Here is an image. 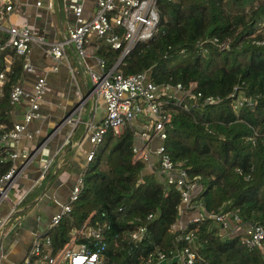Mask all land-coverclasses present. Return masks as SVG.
Listing matches in <instances>:
<instances>
[{"label": "trees", "instance_id": "1", "mask_svg": "<svg viewBox=\"0 0 264 264\" xmlns=\"http://www.w3.org/2000/svg\"><path fill=\"white\" fill-rule=\"evenodd\" d=\"M157 7L159 32L138 41L117 70L124 75L147 71L157 84L195 83L205 95L221 98L216 105L186 109L168 105L166 151L190 176L199 177L193 205L231 219L236 215L264 229V0H157ZM6 37L0 32V45ZM220 43H228L229 49H220ZM94 46L110 69L120 50L102 38ZM6 57L12 63L0 94V122L10 129L9 90L21 75L23 60L12 49L0 48V70ZM234 86L244 87L255 103L234 111L227 98ZM133 144L129 128L105 135L88 163L71 212L45 232L52 253L68 241L73 226L106 222L105 264H146L147 255L157 249L167 256L160 264H180L174 255L185 245L195 252V264H264V254L247 247L243 233L221 234L213 219L188 221L183 230L174 229L179 189L160 183L154 171L134 160ZM6 147H0V176L10 166L9 160H2ZM49 175L48 170L46 179ZM149 214L152 218L147 219ZM139 226L146 231L132 241L130 233ZM188 233L191 241L178 239Z\"/></svg>", "mask_w": 264, "mask_h": 264}, {"label": "built area", "instance_id": "2", "mask_svg": "<svg viewBox=\"0 0 264 264\" xmlns=\"http://www.w3.org/2000/svg\"><path fill=\"white\" fill-rule=\"evenodd\" d=\"M96 8L91 16L84 15L81 0H63L71 3V12L74 23L69 28L64 40L46 42L43 34L38 29L23 22L21 26L10 23L9 16L13 10V3L9 0H0V32L6 34V41L0 45L1 49L6 47L13 50L15 56L22 57V69L32 71L34 68L30 61L31 43L45 44L47 52L54 60L50 71H55L58 65L67 62L65 46L72 44L76 56L80 62L87 57L85 44L88 36L94 34L102 38L113 49L120 50V56L115 64L106 70V62L103 58L96 57L99 68L98 72L90 70L89 77L92 83L88 90L87 99L95 107L96 104L104 105L105 113L100 122L91 120L86 123L87 139L90 148L86 153V167L76 177L71 187L69 199L65 203H58L59 210L49 220L48 229L57 225L61 219L68 215L83 188L84 173L88 163L93 159L96 149L110 131L120 134L125 128L133 131L134 144L132 152L134 160H141L145 170H152L157 175L160 183L176 186L180 192L181 203L179 206V219L172 225L174 229L183 230L185 224L182 216L187 211H196L189 219L192 222L204 219H213L220 226V233L234 235L243 233L245 245L254 248L264 254V229L257 223L243 222L238 216L231 219L224 212H206L200 204H192L193 192L198 189V176H190L188 169L181 163L171 159L166 151L165 140L167 138L166 127L170 120L167 106H175L186 109L190 105H216L221 98L214 95H205L197 90L196 84L184 85L182 83H155L149 79L147 71L135 72L128 75L117 70L123 57L133 48L138 41H146L156 35L159 30V10L157 0H95ZM37 6H42L40 1ZM44 6V5H43ZM51 1L46 3L47 10L52 9ZM217 42V39L214 38ZM264 42V40H263ZM220 49H229L228 43H220ZM6 64L0 70V94L7 82V71L10 70L11 59L5 58ZM71 72H74L70 69ZM77 91L80 102L74 110L64 119L65 124L71 130L79 123L83 103L86 98L82 96L78 87ZM47 92V79L45 74L38 75L32 90L27 91L19 81L13 83L9 90V104L15 105L22 100L27 102V108L23 114V120L14 123L10 129L0 122V146H9L3 161L9 160L10 166L0 176V206L8 201V192L13 185L25 177L27 169L32 164L40 146L31 153L27 150L17 149L16 146L26 136L32 139L39 129L29 131L28 125L39 118L40 103L44 100ZM227 98L231 99L234 111L243 106L251 107L255 100L245 95L244 87L234 86ZM191 101V104L189 102ZM254 141L253 139H251ZM12 144V145H11ZM48 164H45L38 172L31 184L25 186L16 201L9 208L0 213V235L7 229L8 222L21 211L20 204L34 190V188L45 178ZM20 206V209H19ZM152 218L149 214L147 219ZM109 224L96 222L95 224L83 223L73 226L69 231L68 241L56 253H52L51 239L46 234H34L28 250L24 257L12 264H105L107 247V230ZM9 229V228H8ZM242 229V232H239ZM145 226H139L130 233L132 241L140 240L145 233ZM192 233L182 234L178 239L191 241ZM180 264H195L196 254L185 245L174 255ZM0 257H3L0 245ZM167 260L166 254L161 250H154L147 255L146 264H160Z\"/></svg>", "mask_w": 264, "mask_h": 264}, {"label": "crops", "instance_id": "3", "mask_svg": "<svg viewBox=\"0 0 264 264\" xmlns=\"http://www.w3.org/2000/svg\"><path fill=\"white\" fill-rule=\"evenodd\" d=\"M38 1L42 3V6L36 5ZM48 1L53 4L50 10L45 7ZM81 1L84 15L91 16L96 8V1ZM11 2L14 7L9 16L10 23L21 26L23 22H28L43 34L46 42L64 40L69 28L74 23L71 3H65L63 0H12ZM90 49L91 52H86L87 57L81 63L72 44L66 45L67 62L59 64L55 71H50L54 60L48 54L46 45L37 43H31L30 45L29 57L34 69L32 71L22 69L18 81L27 91H31L37 76L45 74L47 92L44 100L40 103V117L33 120L27 128L29 131L39 129V132L35 133L32 139L23 136L16 146L17 149L27 150L31 153L41 145L35 157L36 161L30 165L25 177L19 181L24 183L25 186L30 185L31 180L36 177L37 172L45 164H48L50 174L54 168L57 167L58 169L51 179H49L50 175L47 179L45 175V178L29 194V198L32 197L31 202L29 201L30 203L27 202L28 204L22 206V213L24 211L25 213H21L19 221L0 235V245L3 253V257H0V264H12L20 261L26 254L33 235L35 233L45 234L49 227L50 217L59 210L58 203L68 201L71 187L75 183L77 175L86 167L85 157L90 148L86 123L90 120L95 123L100 122L105 113L102 103H98L94 107L90 99L86 98L88 90L92 86V83H89V72L90 70L99 71L96 62V57H98L96 47L93 46ZM69 56L74 63L69 62ZM70 69L74 72H71ZM76 73L81 76L83 87L77 83ZM77 87L86 100L83 103L80 121L71 130V127L65 124L64 119L80 102ZM26 108L27 102L25 100L12 105L10 118L13 124L22 122ZM52 161L54 162L50 165ZM69 165L73 167L72 174L67 179L58 178L57 174L61 168ZM47 181L48 184H46ZM39 190L40 194L38 193ZM196 190L193 194L196 193ZM33 203L35 207L29 210ZM37 210H40L42 215L47 216L44 225L41 224V216L36 214ZM195 214L196 211L193 210L184 213L182 216L184 224Z\"/></svg>", "mask_w": 264, "mask_h": 264}, {"label": "rangeland", "instance_id": "4", "mask_svg": "<svg viewBox=\"0 0 264 264\" xmlns=\"http://www.w3.org/2000/svg\"><path fill=\"white\" fill-rule=\"evenodd\" d=\"M95 42H97V37H96L94 34L89 35V36H88V43L85 44V50H86L87 53H90V52H91V49H90V48H93V46L95 45ZM69 62L74 63V61L72 60V58H71L70 56H69ZM75 76H76L77 83L79 84V86L81 85V87H83V86H82L83 83H82L81 76H80L79 74H77V73L75 74ZM89 83H91L90 80H89ZM35 161H36V159L33 160V162H35ZM33 162H32V163H33ZM75 163H76V162H75ZM62 169H64V170L62 171ZM147 171H149V170H147ZM72 172H73V167H71L70 165H69L68 167H67V166H63V167L61 168V170L59 171V173L57 174V176H58V178L67 179V178L70 176V174H72ZM24 186H25V184L22 183V182H20V181L16 182V183L13 185V187L11 188V190L8 192V201H5V202H4L3 204H1V206H0V213H4V212L9 208V206H10L12 203H14V202L16 201V198L19 196L20 191L24 188ZM39 194H40V192H39ZM39 194H38V195H39ZM30 199H31V198H30ZM31 200H32V199H31ZM30 202H31V201H30ZM30 202H28V203H30ZM28 203H27V201H26V202H22V203L20 204V206L26 205V204H28ZM32 205H33V206H32ZM34 205H35L34 203L31 204V207H29V210H30L31 208L35 207ZM20 206H19V209H20ZM22 211H23V210H21V211L18 212L19 216H20V214L22 213ZM23 213H25V211H24ZM23 213H22V214H23ZM36 214L39 215V216H41V224L44 225V222H45V219L47 218V216L42 215V213L40 212V210H37V211H36ZM20 218H21V217H19V218L16 220V216H14V217L12 218V220H10V221L8 222V225H7L6 229L12 227V225L15 224V223H17V222L19 221ZM239 232H242V229H239Z\"/></svg>", "mask_w": 264, "mask_h": 264}, {"label": "water", "instance_id": "5", "mask_svg": "<svg viewBox=\"0 0 264 264\" xmlns=\"http://www.w3.org/2000/svg\"><path fill=\"white\" fill-rule=\"evenodd\" d=\"M12 145V144H11ZM54 161H52L51 163H50V165H52V163H53ZM57 167L56 168H54L53 170H52V173L50 174V177H49V179H51L54 175H55V173H56V171H57ZM46 184H48V181H47V183Z\"/></svg>", "mask_w": 264, "mask_h": 264}]
</instances>
